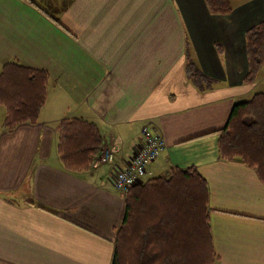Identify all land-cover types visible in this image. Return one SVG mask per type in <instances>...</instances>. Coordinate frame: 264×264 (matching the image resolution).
Wrapping results in <instances>:
<instances>
[{
    "label": "crops",
    "instance_id": "crops-1",
    "mask_svg": "<svg viewBox=\"0 0 264 264\" xmlns=\"http://www.w3.org/2000/svg\"><path fill=\"white\" fill-rule=\"evenodd\" d=\"M263 21L264 0L226 15L203 0H0V70L48 74L37 123L0 131V264H112L129 192L113 187L114 171L148 123L165 146L141 183L195 170L214 264H264V185L218 154L233 105L264 92L244 80L245 35ZM189 63L210 84L196 86ZM72 117L98 125L112 163L62 167L56 126Z\"/></svg>",
    "mask_w": 264,
    "mask_h": 264
},
{
    "label": "trees",
    "instance_id": "trees-1",
    "mask_svg": "<svg viewBox=\"0 0 264 264\" xmlns=\"http://www.w3.org/2000/svg\"><path fill=\"white\" fill-rule=\"evenodd\" d=\"M214 15L232 12L243 0H203ZM247 72L252 84L264 65V21L245 35ZM186 75L197 86L210 80L193 64ZM48 74L16 62L0 70L2 130L36 124L47 97ZM200 89H206V87ZM57 153L66 171L88 170L104 138L94 122L63 119L57 126ZM1 133V132H0ZM218 154L228 162L253 169L264 185V93L233 105L225 128L218 131ZM216 256L208 224L207 184L193 169H170L167 177L134 185L125 196V212L117 230L112 264H214Z\"/></svg>",
    "mask_w": 264,
    "mask_h": 264
},
{
    "label": "built area",
    "instance_id": "built-area-1",
    "mask_svg": "<svg viewBox=\"0 0 264 264\" xmlns=\"http://www.w3.org/2000/svg\"><path fill=\"white\" fill-rule=\"evenodd\" d=\"M155 135L151 133L146 137L147 129L143 130V136L140 143L135 148L138 151L133 155L129 161L123 166L122 169H116L114 171L112 183L113 187L121 194H126L134 185L141 183L142 178L148 174V166L152 164L163 150V142L157 135L156 131H153L148 127ZM113 154L110 149H105L100 152L97 159V163H112Z\"/></svg>",
    "mask_w": 264,
    "mask_h": 264
},
{
    "label": "rangeland",
    "instance_id": "rangeland-1",
    "mask_svg": "<svg viewBox=\"0 0 264 264\" xmlns=\"http://www.w3.org/2000/svg\"><path fill=\"white\" fill-rule=\"evenodd\" d=\"M257 81H258V83H257V90L256 91H264V65H263V67L261 68V70H260V72H259V77H258V79H257ZM264 93V92H263ZM247 100H249L250 98L248 97V98H246ZM5 109H4V106L3 105H1L0 104V131L2 130V125H3V122H4V120H3V117L5 116ZM231 112V111H230ZM72 118H79V117H72ZM64 119H71V118H64ZM81 119H84V118H81ZM63 120V119H62ZM62 120H60L59 121V123L62 121ZM84 120H87V121H90V120H88V119H84ZM92 122V121H91ZM58 123V124H59ZM152 124V123H151ZM97 125V124H96ZM150 124L148 123V124H145L144 126H142V128H141V135H140V140L138 141L139 143H140V141L142 140V136H143V130H145V129H147V130H149L148 129V127L150 128V129H152L153 131H156L158 134V136L160 137V139H161V141L163 142V146H165V141H164V139L162 138V136H161V134H160V132L158 131V130H156L155 128H154V125H151V126H149ZM152 134V135H155L156 133L155 132H152V131H148L147 133H146V137H148V135L149 134ZM138 151V148H135L134 149V152H133V155L136 153ZM131 157H132V154H130V157H129V160L131 159ZM96 162V161H95ZM97 163V162H96ZM148 178H150V177H146V179H148ZM215 262V261H214Z\"/></svg>",
    "mask_w": 264,
    "mask_h": 264
}]
</instances>
